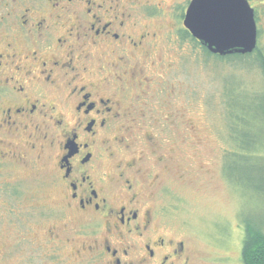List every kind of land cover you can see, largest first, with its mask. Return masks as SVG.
<instances>
[{"label":"flooded vegetation","instance_id":"flooded-vegetation-1","mask_svg":"<svg viewBox=\"0 0 264 264\" xmlns=\"http://www.w3.org/2000/svg\"><path fill=\"white\" fill-rule=\"evenodd\" d=\"M176 1L168 11L165 0H0V172L24 159L15 150L20 139L51 164L61 208L81 222L72 234L92 229L86 245L62 231L68 227H49L51 240L78 244L64 259L74 255L72 264H190L186 240L168 237L162 207L149 203L156 193L144 197L149 185L140 181L138 160L123 166L113 150L123 131L147 118L145 68L163 40L155 28L161 17H174L179 46H196L184 26L192 0ZM247 2L254 53L264 0ZM4 190L19 194L16 183Z\"/></svg>","mask_w":264,"mask_h":264},{"label":"rangeland","instance_id":"rangeland-1","mask_svg":"<svg viewBox=\"0 0 264 264\" xmlns=\"http://www.w3.org/2000/svg\"><path fill=\"white\" fill-rule=\"evenodd\" d=\"M173 1L165 0L168 11ZM174 23L166 13L155 25L163 40L146 63L151 79L147 118L123 131L124 143L114 144L113 150L123 166L138 160L140 181L149 185L144 197L156 193L149 203L162 207L165 234L186 240L190 264H243L246 223L264 232V158L230 154L235 145L225 93L236 87L249 116L264 129V74L256 58L264 53V24L257 53L232 62L207 56L198 45L179 46L172 36ZM255 132L264 135V130ZM19 143L15 150L24 159L6 163L0 172V264H72L74 255L64 259L78 244L51 240L49 227H68L62 231L86 245L92 229L72 234L71 226L81 227V222L61 208V194L47 175L51 164L39 161L40 152L31 151L25 140ZM15 183L19 194L11 198L4 188ZM92 255L86 251L85 258Z\"/></svg>","mask_w":264,"mask_h":264},{"label":"water","instance_id":"water-1","mask_svg":"<svg viewBox=\"0 0 264 264\" xmlns=\"http://www.w3.org/2000/svg\"><path fill=\"white\" fill-rule=\"evenodd\" d=\"M184 26L211 54L252 53L257 27L247 0H192Z\"/></svg>","mask_w":264,"mask_h":264},{"label":"trees","instance_id":"trees-1","mask_svg":"<svg viewBox=\"0 0 264 264\" xmlns=\"http://www.w3.org/2000/svg\"><path fill=\"white\" fill-rule=\"evenodd\" d=\"M188 36L192 41L195 40L190 34H188ZM182 37L184 39L186 35L183 33ZM197 45L201 47L207 56H214L220 59L228 58L232 62L244 60L252 54L257 53L256 50L254 53H235L228 56H220L211 54L198 41H196V46ZM256 58L258 61L260 60V66L264 74V53L258 54ZM235 88L230 90L229 94L228 92L225 93L227 99L226 103L228 104L226 116L229 121L227 123L232 143L235 145L234 152L230 154L232 157L244 159H249L254 156H260V159L264 158V135L255 132L257 130L260 133L263 132L262 123L257 124L255 121L256 119L249 116L250 114L248 110H246L247 102H241V94L237 92ZM228 164L227 162V169ZM241 259L243 264H264V232L258 226L250 222H247L245 225V237L242 243Z\"/></svg>","mask_w":264,"mask_h":264}]
</instances>
